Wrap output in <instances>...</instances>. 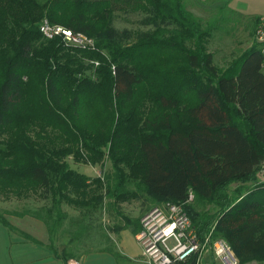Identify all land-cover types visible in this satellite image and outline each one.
<instances>
[{"label": "trees", "instance_id": "16d2710c", "mask_svg": "<svg viewBox=\"0 0 264 264\" xmlns=\"http://www.w3.org/2000/svg\"><path fill=\"white\" fill-rule=\"evenodd\" d=\"M119 9L142 11L150 28H116ZM44 19L93 46L45 37ZM210 36L183 0H0V195L38 192L52 203L14 214L42 220L51 234L62 203L89 209L144 192L156 204L184 202L199 237L226 239L239 264L264 263V182L256 177L264 163L263 56L253 42L221 70ZM68 157L107 159L112 174L89 176ZM249 181L256 185L234 202L229 186ZM198 202L217 209L197 211ZM0 222L14 228L1 212Z\"/></svg>", "mask_w": 264, "mask_h": 264}, {"label": "rangeland", "instance_id": "374dc122", "mask_svg": "<svg viewBox=\"0 0 264 264\" xmlns=\"http://www.w3.org/2000/svg\"><path fill=\"white\" fill-rule=\"evenodd\" d=\"M183 3L199 19L202 27L211 29L207 48L212 52L213 62L219 69H226L253 42L256 43L254 31L257 14H264V0H183ZM144 15L139 10L119 9L114 12L113 25L118 29L127 28L131 31L146 30L150 27L140 22ZM97 64L98 62L94 61V65ZM86 75L95 78L93 67L86 70ZM67 160L74 169L86 171L93 176L104 177L112 174L111 163L107 159L95 165L74 163L71 157H68ZM262 168L256 174L257 182H264ZM254 185L256 182H234L229 186L228 193L231 199L236 202L251 191ZM127 188L134 189V185L130 184ZM103 192L105 191L103 190ZM155 204V200L144 192L140 198L122 203L115 202L111 197H105L102 204L89 209L62 203L63 218H56V213L53 212V217L50 220L51 243L58 251L65 250V253L71 256L78 255L90 248L108 246L111 241L110 236L129 227V221L134 226L136 225L137 229L140 217ZM50 205H52L51 199L42 198L38 192L22 198L11 196L3 199L0 195V212L6 217L15 215V211L47 208ZM194 208L197 211L212 213L217 209V206L210 202H198ZM55 219H59V221L54 223ZM247 264L264 263L253 260Z\"/></svg>", "mask_w": 264, "mask_h": 264}, {"label": "built area", "instance_id": "2783aa9c", "mask_svg": "<svg viewBox=\"0 0 264 264\" xmlns=\"http://www.w3.org/2000/svg\"><path fill=\"white\" fill-rule=\"evenodd\" d=\"M40 31L47 38L61 36L66 43L81 48L94 44L92 38L64 26L50 24L46 19L42 21ZM254 37L263 56L261 72L264 76V14L257 18ZM262 167L264 175V165ZM192 198L190 192L185 202ZM183 205L184 202L162 201L140 217L135 238L141 246L144 261L149 264H201L203 255L209 253L214 264H239L226 239L212 238L211 232L199 237ZM68 264L81 263L71 259Z\"/></svg>", "mask_w": 264, "mask_h": 264}, {"label": "crops", "instance_id": "0c3cea01", "mask_svg": "<svg viewBox=\"0 0 264 264\" xmlns=\"http://www.w3.org/2000/svg\"><path fill=\"white\" fill-rule=\"evenodd\" d=\"M6 219L14 228L0 222V264H68L71 259L81 264H149L144 261L141 246L135 238L139 224L136 229L130 222L129 227L111 235L108 246L90 248L65 259L60 255L61 251L51 247L50 233L42 220L31 215H10ZM201 264H214L212 256L205 253Z\"/></svg>", "mask_w": 264, "mask_h": 264}]
</instances>
